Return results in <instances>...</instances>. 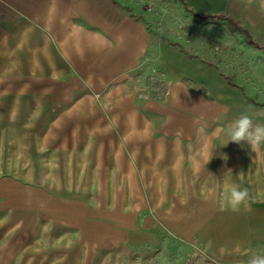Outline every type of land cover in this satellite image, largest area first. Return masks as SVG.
<instances>
[{
	"label": "crops",
	"instance_id": "crops-1",
	"mask_svg": "<svg viewBox=\"0 0 264 264\" xmlns=\"http://www.w3.org/2000/svg\"><path fill=\"white\" fill-rule=\"evenodd\" d=\"M180 1L201 19L231 16L246 33L241 18L262 17L227 11L228 0ZM254 1L264 9V0ZM154 49L141 16L126 0H0V147L7 139L3 132L13 138L15 131H34L43 123L46 144L59 132L54 140L61 147H82L83 156L71 157L93 163L95 177L113 180V190L100 194L123 195L124 206L157 211L187 206L194 211L187 224L216 235L215 245L264 254V150L247 149V141L224 145L227 125L197 126V115L209 120V99L217 96L205 90L197 96L175 84L161 85L154 95L139 87L136 74ZM159 49L162 60L178 66L173 60L179 51ZM66 132H76L80 142L68 143ZM232 184L248 189L247 208L233 211L227 205L222 195ZM218 187L222 200L216 204L211 189ZM134 195L146 197L132 204ZM197 207L212 209L208 222L196 217ZM183 220L177 221L180 227ZM172 221L167 225H177Z\"/></svg>",
	"mask_w": 264,
	"mask_h": 264
},
{
	"label": "rangeland",
	"instance_id": "rangeland-1",
	"mask_svg": "<svg viewBox=\"0 0 264 264\" xmlns=\"http://www.w3.org/2000/svg\"><path fill=\"white\" fill-rule=\"evenodd\" d=\"M126 3L141 16L155 48L136 74L139 87L147 86L155 94L161 85L175 84L197 96L204 90L217 96L209 99V120L197 115L199 127L228 129L242 114L251 115L254 124H264V9L257 1L227 3V11L235 15L262 16L241 18L249 33L233 31L220 19H201L180 0ZM162 47L165 52L179 51V59L173 60L178 66L166 57L162 60ZM43 126L37 123L34 128L40 129L15 131L13 138L3 132L7 139L0 147V264H248L255 255L235 245L230 249L215 245L216 235H204L201 228L187 224L194 215L187 206L157 211L124 206L123 195L100 194L113 190L108 186L113 180L95 177L93 163L71 157L83 156L82 147H61L54 140L59 132H53L52 144H46ZM66 133L68 143L78 140L76 132ZM211 191L213 203L226 196L221 197L220 187ZM142 197L146 196H132V204ZM182 197L186 204L187 197ZM211 210L197 207L195 215L208 222ZM182 218L185 225L180 227L177 221ZM171 221L177 225H167Z\"/></svg>",
	"mask_w": 264,
	"mask_h": 264
},
{
	"label": "clouds",
	"instance_id": "clouds-1",
	"mask_svg": "<svg viewBox=\"0 0 264 264\" xmlns=\"http://www.w3.org/2000/svg\"><path fill=\"white\" fill-rule=\"evenodd\" d=\"M226 136L228 139L224 145L229 142L242 143L247 141L251 148L258 153L261 145L264 144V124H254L251 115L242 114L228 126ZM211 159L212 157L207 159L206 162L209 163ZM231 172V169H229L225 176ZM226 191V203L233 211H240L241 206L248 207L249 191L247 188L232 184ZM248 264H264V254L253 255Z\"/></svg>",
	"mask_w": 264,
	"mask_h": 264
},
{
	"label": "trees",
	"instance_id": "trees-1",
	"mask_svg": "<svg viewBox=\"0 0 264 264\" xmlns=\"http://www.w3.org/2000/svg\"><path fill=\"white\" fill-rule=\"evenodd\" d=\"M201 17L204 19H209V18L225 19V21L228 23L231 30L237 29L240 32L246 33V30L238 23L237 20H235L231 16L224 15V14H205V15H201Z\"/></svg>",
	"mask_w": 264,
	"mask_h": 264
}]
</instances>
